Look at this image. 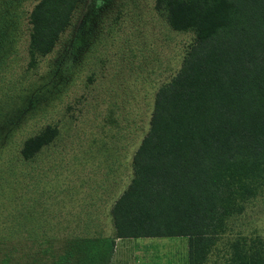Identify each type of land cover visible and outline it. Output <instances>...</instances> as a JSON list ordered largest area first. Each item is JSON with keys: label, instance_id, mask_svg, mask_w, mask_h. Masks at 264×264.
Masks as SVG:
<instances>
[{"label": "rangeland", "instance_id": "rangeland-1", "mask_svg": "<svg viewBox=\"0 0 264 264\" xmlns=\"http://www.w3.org/2000/svg\"><path fill=\"white\" fill-rule=\"evenodd\" d=\"M36 2L0 0V228L16 229L20 221H1L29 211L52 219L41 227L71 234L53 244L57 264L264 260V192L221 219L198 256L186 236H113L109 210L131 178L154 92L178 70L193 35L172 31L153 0H80L52 50L32 57ZM46 125L58 130L53 142L14 162L22 141Z\"/></svg>", "mask_w": 264, "mask_h": 264}, {"label": "trees", "instance_id": "trees-1", "mask_svg": "<svg viewBox=\"0 0 264 264\" xmlns=\"http://www.w3.org/2000/svg\"><path fill=\"white\" fill-rule=\"evenodd\" d=\"M79 1L37 0L28 14L32 57L52 50ZM153 9L193 40L154 92L131 178L109 210L111 227L119 239L186 236L198 256L221 219L264 192V0H153ZM57 134L46 125L25 138L14 162L35 159ZM14 162L5 161L11 172ZM19 215L1 221L21 224L0 228V264H57L53 244L71 234L42 228L52 219L39 212Z\"/></svg>", "mask_w": 264, "mask_h": 264}]
</instances>
